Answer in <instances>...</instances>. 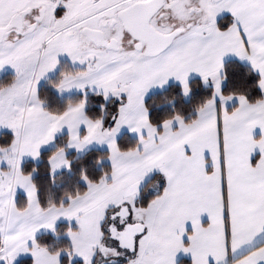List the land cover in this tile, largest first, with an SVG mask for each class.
I'll list each match as a JSON object with an SVG mask.
<instances>
[{
	"label": "snow or ice",
	"instance_id": "1",
	"mask_svg": "<svg viewBox=\"0 0 264 264\" xmlns=\"http://www.w3.org/2000/svg\"><path fill=\"white\" fill-rule=\"evenodd\" d=\"M230 56L257 74L255 85L225 90ZM6 67L14 75L0 82V128L11 134L0 141V264L21 254L31 264H94L101 254L109 264H184L181 254L190 264H264V0H0ZM193 74L211 95L194 115L174 109L155 120L149 91L174 79L187 97ZM45 79L79 98L50 106ZM122 128L134 144L118 142ZM65 130L66 143H56ZM53 144L44 199L37 167L23 163ZM93 144L107 146L110 168L91 177L81 161L86 188L51 194L58 173L74 171L70 150ZM62 219L70 243L37 239L41 230L59 236Z\"/></svg>",
	"mask_w": 264,
	"mask_h": 264
},
{
	"label": "trees",
	"instance_id": "2",
	"mask_svg": "<svg viewBox=\"0 0 264 264\" xmlns=\"http://www.w3.org/2000/svg\"><path fill=\"white\" fill-rule=\"evenodd\" d=\"M227 66L230 70V79L225 84V90L231 89L236 86L238 81L245 80L247 81L248 85H255V81L258 79V76L255 72L250 71V66L232 61L227 63ZM58 75L51 78L55 79ZM12 74H7L0 78V82H7L11 78ZM190 86L192 88V92L186 97L182 93V89L180 85H171L167 89L157 92L149 96L146 100V104L150 105V115L155 120L163 119L167 114H170L175 110L182 111L186 116L191 112L193 115L194 107L198 103L202 102L205 97L211 95V86L204 85L203 81L199 79H194L190 82ZM252 93L254 95L259 94L258 88H252ZM40 94L41 97L44 98L47 96L49 98L50 106L52 107H62L67 99H77L79 98L80 94H74L68 97H59L55 89L52 87L51 84L48 83V80L45 81L42 86L40 87ZM165 97L168 99H175L172 101L171 104H168L165 100ZM10 132H4L0 135V141H7L10 139ZM66 136L64 135L60 137L56 143L64 144L66 143ZM122 146L128 147L136 142V139L129 134H123L119 140ZM54 149V148H53ZM45 151L41 154L40 162L38 164L28 161L23 164V167L26 171H30L33 166L37 167L38 172L34 174V179L37 183L41 186H45L42 190V197L46 199L48 195V191L46 186L50 184V177L47 174V156L53 150ZM107 150H92L83 155L82 157H77L75 154H70V157H77L74 160V171L69 173L67 171H63L62 173L58 174L57 180V187L52 189L53 195H63V190L67 188L69 191L75 189V187L86 188V183L81 180L78 176L79 169L81 166V161L87 167L88 174L91 177H95L101 174L102 169L110 168V165L107 164L105 161ZM105 157L99 164L96 163V160L100 159V157ZM26 200V197L23 195H18L17 203H21ZM67 224H61L58 226L57 230L60 233L59 236H55L50 233H45L37 237L38 240H41L43 243L54 244L56 246H62L64 244L70 243L67 238L63 237L65 234V229ZM31 257L21 259L17 264H31ZM184 264H190V261L182 260ZM73 264H82L81 261H76ZM117 264H124V263H117Z\"/></svg>",
	"mask_w": 264,
	"mask_h": 264
},
{
	"label": "crops",
	"instance_id": "3",
	"mask_svg": "<svg viewBox=\"0 0 264 264\" xmlns=\"http://www.w3.org/2000/svg\"><path fill=\"white\" fill-rule=\"evenodd\" d=\"M232 61H236V62H239V63L245 64V65H248L245 61H241V60H239L238 58H236V57H232V56H230L229 58H227L226 63H229V62H232ZM248 66H249V65H248ZM55 75H56V73H50V74H49V79L53 78ZM194 79H199V76L193 74V75L190 77V82H191L192 80H194ZM45 81H47V79L41 81L40 86H39V89H40V87L42 86V84H43ZM171 85H180V84H179L178 81H175L174 79H173V80H170L169 83L166 84L163 88H160V87H158V86H157V87H154V88H155L154 93L161 92V91L167 89L168 87H170ZM55 92H56V90H55ZM56 94H57L59 97L63 98V97H68V96H71V95H74V94H80V93H79L78 90H73L72 92H70V93H65V94H63V95H60V94L57 93V92H56ZM123 134H129L130 136L134 137L136 140L138 139V137H137V135H136L135 133L130 132L127 128H122L120 134L118 135V140H119V138H120ZM259 134H260V131H259V129L257 128V129L255 130V135L259 136ZM64 135H67L66 130L63 131V132L57 133V140H58L60 137L64 136ZM57 140H56V141H57ZM54 147H55L54 144H53V145L44 146V147L41 149V154H42L43 152H45V151H48V150L53 149ZM97 149H101V150H102V145H99V144H93V145H90L89 148L86 150V152H84V153H82V154H77L74 150H70V154L73 153V154H75L77 157H82L83 155H85V154L88 153L89 151L97 150ZM24 160L27 161V162H28V161H31V162H34V163H36V164H38V163L40 162V159L34 161V160H32L31 157H25ZM105 162L111 166L110 161H109L108 159H107ZM63 171H66V170H63ZM63 171H62V172H63ZM58 174H59V173H58ZM21 195L25 196L24 194H21ZM25 197H26V196H25ZM62 224H64V223H62ZM65 224H66V223H65ZM60 225H61V224H60ZM38 237H39V236H38ZM190 259H191L190 256H184L183 254H181V256L179 257V260H181V261H182V260L190 261ZM20 260H21V259H18L14 264H17ZM124 264H125V263H124Z\"/></svg>",
	"mask_w": 264,
	"mask_h": 264
},
{
	"label": "rangeland",
	"instance_id": "4",
	"mask_svg": "<svg viewBox=\"0 0 264 264\" xmlns=\"http://www.w3.org/2000/svg\"><path fill=\"white\" fill-rule=\"evenodd\" d=\"M7 74H12V75H14V70H11V69L8 68V67H6V69H4V70H0V78L3 77V76H5V75H7ZM154 91H155V88L153 87V88L149 91V93L146 95V98H145V99H147L149 96H151L152 94H154ZM4 132H10V130L5 129V128H0V135H1L2 133H4ZM102 150H107V146H106V145H102ZM25 162H27V161L24 160V163H25ZM24 163H23V164H24ZM21 194H24V195H25L23 189H18V190H17V197H18V195H21ZM25 196H26V195H25ZM62 223H64V224H65V223L68 224V222H67L66 220H63V219H62L61 221H58L57 228H58V226H59L60 224H62ZM45 233H50V234H52L50 231L41 230L39 233H37V237L40 236V235H42V234H45ZM63 237H65V238L68 239L66 233L63 234ZM68 241H69V240H68ZM69 242H70V241H69ZM29 257H31L30 254H21L20 256L17 257V260H18V259H23V258H29ZM17 260H16V261H17ZM115 260H116V264H117V263H125V258H124V257H117V258H115ZM16 261H15V262H16ZM76 261H81V260H80L79 257H76V258H74V262H76ZM15 262H14V263H15ZM74 262H73V263H74ZM81 262H82V261H81ZM94 264H109V258H106V257H104V256L101 254L100 256L97 257V259L94 258Z\"/></svg>",
	"mask_w": 264,
	"mask_h": 264
},
{
	"label": "clouds",
	"instance_id": "5",
	"mask_svg": "<svg viewBox=\"0 0 264 264\" xmlns=\"http://www.w3.org/2000/svg\"><path fill=\"white\" fill-rule=\"evenodd\" d=\"M167 24H168L167 19H165V20L162 21V26L167 25Z\"/></svg>",
	"mask_w": 264,
	"mask_h": 264
}]
</instances>
